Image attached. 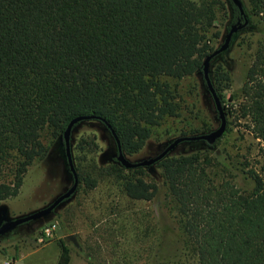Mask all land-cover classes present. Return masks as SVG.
Segmentation results:
<instances>
[{
  "label": "trees",
  "instance_id": "1",
  "mask_svg": "<svg viewBox=\"0 0 264 264\" xmlns=\"http://www.w3.org/2000/svg\"><path fill=\"white\" fill-rule=\"evenodd\" d=\"M226 1L227 32L246 28L247 17ZM246 2L264 23V0ZM224 10L220 0H0V202L19 194L28 167L47 154L43 134L61 137L64 146L77 116L108 124L124 156L140 153L152 127L188 108L180 83L201 73L206 87L203 62L214 51L209 41L219 34L211 30ZM210 80L222 105L230 74L219 63ZM242 94L241 115L264 148V44ZM211 129L202 123L198 130ZM115 162L127 198L151 201L163 190L176 239L172 252L157 249L150 264H175L187 253L196 264H264V176L251 172L254 186L242 190L232 168L201 151L168 153L153 164L159 181L148 179L144 167ZM83 182L97 186L90 176ZM57 245L56 264H68V247Z\"/></svg>",
  "mask_w": 264,
  "mask_h": 264
},
{
  "label": "rangeland",
  "instance_id": "2",
  "mask_svg": "<svg viewBox=\"0 0 264 264\" xmlns=\"http://www.w3.org/2000/svg\"><path fill=\"white\" fill-rule=\"evenodd\" d=\"M220 1L225 3V10L217 14L218 21L211 30L212 34H219L218 39L209 41L214 50L225 39L230 16L227 1ZM240 1L249 25L235 33L227 50L209 65L210 77L219 63L231 77L229 89L220 92L226 131L214 146L204 141L183 142L170 153L201 151L209 154L217 163L232 168L237 175V186L249 192L254 186L250 173L264 176V148L251 133V123L242 117L239 105L255 51L264 44V23L257 24L246 0ZM180 84L188 108H184L177 119H165L159 126L152 127L145 147L135 156H125L126 159L139 162L156 156L176 138L185 137L180 135L181 131L194 129L195 133L187 136H196L219 126L201 73ZM202 123L212 125V129L202 133L198 130ZM43 143L49 150L28 167L19 194L0 202V226L45 208L71 187L73 179L61 137L53 139L45 132ZM70 151L79 179L76 191L50 214L1 235L0 264L2 258L16 261L21 257L24 260L15 264H56L59 240L68 247L71 264H150L157 249L167 254L172 252L176 228L164 208L163 190L151 201H135L125 196L115 162L116 144L107 128L92 121L79 123L71 132ZM144 168L148 179L159 181L158 169L153 165ZM127 173V170L122 171V174ZM87 176L97 179L95 188L85 186L83 179ZM50 225L56 226L52 236L39 243L43 230ZM69 235L76 236L78 247L66 239ZM175 264L196 262L194 256L187 253Z\"/></svg>",
  "mask_w": 264,
  "mask_h": 264
},
{
  "label": "water",
  "instance_id": "3",
  "mask_svg": "<svg viewBox=\"0 0 264 264\" xmlns=\"http://www.w3.org/2000/svg\"><path fill=\"white\" fill-rule=\"evenodd\" d=\"M231 1L238 8V10L240 11V14L243 15L244 17H246V14H245V11L243 9L241 1L240 0H231ZM243 27H244V25L231 27L230 30L227 32L225 39H224L223 43L220 45V47L218 49L214 50L210 55H208L203 62V67H202L203 79L205 81L208 92L211 95L212 100L215 104V108H216L218 119H219V126L215 130H213L209 133H206V134H201V135H196V136L178 137L175 140H173L171 143H169L156 156L151 157V158L146 159V160L139 161V162H131L128 159H126V157L123 155V153L121 151L118 138L116 137L115 133L112 130H110V134L112 135V137L115 141V144H116V151H117L116 159L124 168L132 169V168H137V167H148V166H151V165L155 164L156 162L162 160L166 155H168V153H170L174 148H176L179 144H181L183 142L204 141L207 144H213L214 142L219 140L224 135V133L226 131V125H227L226 117H225V113L223 111L222 105L220 103V100H219V98H218V96H217V94H216V92L212 86L211 80H210L209 65H210V61L213 58L217 57L218 55L223 53L225 50H227L234 34L237 33L238 31H240ZM94 119H95L94 116H77V117L73 118L68 123V125L64 131V134H63L64 151H65V156H66L68 168H69V171H70V173L72 175V179H73V183H72L71 187L67 191H65L64 193L59 195L55 200H53L45 208L40 209V210H38L34 213H31L29 215L19 217V218H16V219H13V220H10L8 222L1 224L0 236L3 235L4 233L10 231V230L17 228L18 226H20L24 223L36 220L38 218H41V217H44V216L50 214L60 203L69 199L74 194V192L77 189L79 180H78L77 173L74 169L72 157H71V151H70L71 132H72L74 126L77 125L78 123H81L84 121H90V120H94ZM106 127L108 129H110L108 124H106ZM66 239L70 240L75 247L79 246L77 243L75 235H69V236H67Z\"/></svg>",
  "mask_w": 264,
  "mask_h": 264
},
{
  "label": "built area",
  "instance_id": "4",
  "mask_svg": "<svg viewBox=\"0 0 264 264\" xmlns=\"http://www.w3.org/2000/svg\"><path fill=\"white\" fill-rule=\"evenodd\" d=\"M55 225H50L43 230V236L39 237L38 242L44 243L46 239L52 236L53 231L55 230Z\"/></svg>",
  "mask_w": 264,
  "mask_h": 264
},
{
  "label": "crops",
  "instance_id": "5",
  "mask_svg": "<svg viewBox=\"0 0 264 264\" xmlns=\"http://www.w3.org/2000/svg\"><path fill=\"white\" fill-rule=\"evenodd\" d=\"M21 260H24V258L22 259V257L19 259V260H9V259H5V258H2L1 259V264H15V263H17V262H19V261H21ZM72 262H71V260L69 261V263L68 264H71ZM80 264H85V263H80Z\"/></svg>",
  "mask_w": 264,
  "mask_h": 264
}]
</instances>
